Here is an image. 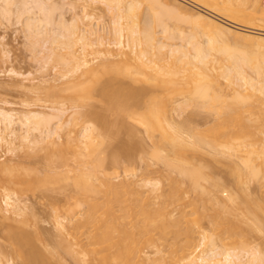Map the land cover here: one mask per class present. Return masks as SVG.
I'll return each instance as SVG.
<instances>
[{
  "label": "bare ground",
  "instance_id": "obj_1",
  "mask_svg": "<svg viewBox=\"0 0 264 264\" xmlns=\"http://www.w3.org/2000/svg\"><path fill=\"white\" fill-rule=\"evenodd\" d=\"M0 1H2L5 4V7H2L3 8L2 10L5 13V15L7 14V18H8V14L9 15L13 14L11 12L12 9H14L15 7L12 8V6L18 7L17 8L18 10L16 12H18V14L21 13V16L23 15L22 13L25 12L26 14L32 13L28 15L29 16V18H27L28 21L25 20L21 21V22L25 21L26 23L25 24L26 28L24 27L23 29H26V32L29 33L27 35V38L29 36L28 39L29 41L32 42L31 45L33 44L32 46L34 47L36 44H39V42L41 41L40 38L44 37L43 39L46 41L45 42L42 39L44 50L43 49H42L43 51L41 49L39 50L42 53L45 51L44 53H46L45 54L46 56L40 53L42 55L41 57L43 56L46 57V60L43 61H46L47 63V61L49 60L48 64H50V62L52 61H55L57 64L60 65L59 67L62 66L61 70L64 71L62 74V78L64 77L63 79L67 80V77L71 75L73 77V80L75 78L77 79L76 81H78V79L80 80V78L82 77L86 78V81L87 80L90 81L88 83V86L85 88L82 87V85L79 86V84L77 86L78 88L76 89L74 86L73 87V90L75 89L74 91L70 89L71 86H67L66 83L68 91L70 89V91H73V95H75L74 97L71 98L75 99L76 100L75 102H77L78 104L81 103L78 102L79 100L84 99V97L87 95L91 96L97 90L102 92L104 97L105 96L106 98L108 97L107 99L110 100V101L108 100L109 104H111L110 102H112V104L115 103L114 100L117 99L118 97L119 98L117 100L121 102V100L123 99V98L121 99V96L124 97V95L128 93L127 91H129V89H131V91H129L128 96L130 95H132L130 97L134 96L133 98L130 99H134V100L136 99L137 101H139L140 97H144L146 95H148L149 99L150 98L151 100L153 99L154 101L153 100L152 101L154 102L153 105L155 107L153 108L154 111L152 113H151V109L150 112L148 109L149 112V114H147L148 119L147 117L145 118L146 120L144 119L146 114L144 116L138 115L139 117L141 116L140 118H142V120H145V122H149L148 124L146 123L147 125L145 126V122H143L140 118H138V122H140V125L145 126L143 127L145 129V133L149 134L150 132L151 137L150 135L149 137L147 135L149 141L151 140L150 138H153L154 141L157 139L156 140L157 142L151 140L153 141L151 143L150 141V143L153 144L152 146L153 148L151 149L150 152L147 151L146 155H148L149 157L148 156H145L146 158L143 157V161L144 158L145 160L146 159L150 160L151 158V161L146 160L147 163L152 162L151 164L149 163L147 167L149 165H153V163L154 164L157 163V165L158 164L164 165L162 167L168 168L169 171L173 172V175L176 179H178L177 177H179L180 175L179 179L183 178V180H181L182 182H180V180H178L180 183L177 180H174V182H172L170 178L173 177L172 173L170 174L169 171H167V169L164 168L168 172L167 173L162 168L165 171V174L163 175L164 179L166 178L165 176H169L168 178H170V181L166 180L167 183L165 182V184L169 183L168 185L171 186L172 188L174 185L172 186L171 184L174 183L176 185V183L178 182L180 186L182 185L185 186V189L184 187L182 189L185 190L183 192L185 193L189 192L190 194L192 193L191 195L193 196L195 193L196 198H194V200L197 199V202L200 205L205 203V207H207L206 203L211 204V205L208 204V209L203 208L204 204L199 208V204L196 201L193 202L194 200L192 198H189L191 197L189 193H188L189 197L186 196L188 199L186 198L184 199L185 193L182 195L183 192H181L182 200L191 199V201L193 202V203L188 202L190 204L189 206L188 204H184L189 207V210L188 209L185 210V208L183 210L184 207L183 203L185 202H183L178 195L179 194L178 192L182 190L180 189V191H178L179 187L175 186L177 190L174 189L175 187L173 189L176 190V192L173 189H167V191L170 190V193L168 191L169 194L168 193L165 194V192H163L164 188L161 187L163 186L162 182L164 181L157 179V177L155 179H157L158 182L156 180L152 181V179L150 178L147 179L151 181H148L147 179L146 181L145 178H143V180L141 179L142 181L141 180L140 181L143 184L142 187L139 179L137 181L138 176L137 174L135 175V173H133L132 175L133 179L131 181H129V178L125 176L128 178V180L127 178L126 179L120 178L122 180L121 181L119 180V183H115V182L113 183L115 177L113 178L112 175H115L116 173L110 174V177L113 178V181H111V178H109V176L105 174L106 172V169L104 168V166H106L104 164L105 161L102 162L98 160L99 161L98 162L95 159V156L97 155L95 149L97 147L99 149V146L96 145L97 143H94L95 140H97V138L95 137L96 138L95 139L91 135L95 134V132L93 133V131H96V128L95 130H93L95 126L93 127L92 125L91 126L88 125L86 128L84 127L85 129L83 131L84 134L83 141L72 139L73 137L71 138L72 139L71 140L68 136L69 139H67V144L71 141V144H69L68 146H71L72 150L74 148L75 154H78V156L81 157L82 160L83 159L84 160L83 161L81 160L80 163L77 162L80 165L76 164L79 170L78 174L74 173L70 166L68 167V169L71 168L69 172L71 170H72L71 174L73 172L74 177H71L72 178L71 181L73 182L72 185H70L71 187L68 185L69 183L67 184V186H69V189H66L68 187L65 186L68 181L67 180L68 178L65 179L67 181L66 183H64L65 185H63L66 187L65 188L66 191L70 190V193H71V189H74V191L73 190L72 191L75 194L72 193L71 196L74 195L75 201L77 200L76 206L78 208L80 207L82 208L83 204L84 207L86 206V211H85L86 214L85 216L83 215L84 221L82 222L83 223L82 227L84 228V232H85L84 234H86V236L83 239L82 235H80L78 236L79 237L78 239L77 235L74 233L76 230H73V232L69 231L71 227L69 228V230H67L69 226H67L68 224L66 225L65 222L66 223L72 222L71 220L72 218L69 215L72 214L71 211L73 212L75 210V209L74 210L69 209L72 208L70 206L68 208V211L66 210L64 216L62 214V216L59 217L57 214L58 217L55 216L57 220L54 218L55 224L57 225L58 229L62 232H66L67 230V232L64 234L67 233L68 234L66 238L63 237L64 239L62 241L60 242L57 241L59 243H57L55 247H53V249L52 248L49 249L50 246L49 247L46 246L45 249L43 250L37 249L36 248L37 246L35 247L33 242H35L38 238L40 239V235L41 236L44 235L41 234L42 232L39 233L40 230L39 232L35 231L33 233L27 232L26 231L27 228L25 229V231L22 228L18 231L10 230L8 232L9 243H11L13 252L17 256V258L22 262V264H61L60 255L62 254L69 255V257L71 258L73 257L74 261H76L78 264H158V263L166 264V262L167 264L168 263L174 264L173 260L180 258L182 260H177L176 261L177 264L180 263L181 261L182 264H184L185 261L186 264H264V253L262 249H260L261 247L259 248V246H255V247L246 248L245 243L249 240L244 242V239L242 238L243 241H241L242 239H238L241 236L238 237V234L235 235V233H239L244 237L243 234L247 231V234L249 233L250 236L247 237V239L249 238L251 240L252 234L250 235V233H252V231L254 232L255 230L259 231L257 232V234L259 233L258 235H260V233L264 234V193L260 198H256L258 196L257 195H255V197L254 195L252 196L254 191L252 192L251 191L252 186L250 187V184L253 182L251 185L260 184V187L264 188V11L263 9H261L260 0H189L191 3H193L192 7H187L183 5L180 2V0H76L75 2L77 3L75 2L74 3L75 4L80 3L84 8L91 6L90 3L92 4L101 3L102 5L104 4V6H106L109 13H111L112 16L114 17V20L112 22L113 31H111L113 32L111 33L113 34V40L111 37V40L113 42L111 41L109 42V40L108 42H106L107 41L105 39L106 33H104L105 35H102L100 31L97 30V28L95 29L94 27H90V29L88 28L89 30H87L86 28L85 29L82 28V24L80 27L79 24H77L76 22L77 20H75L74 18H72L74 22L71 23L69 21L66 22L64 18H61L63 16H61L60 17L61 19L59 20L57 19L58 22L54 23L56 22V20L54 21L53 20L54 18L51 17V12L53 13V11L58 10L59 7L57 8L56 7L57 5L54 7V5L52 4L53 5L52 7L51 4H49L52 7L51 8L50 6L48 7L47 6L48 4H45V1L43 0H31L32 2H34V4H36V8L38 9L39 16L37 17V15L32 16L33 11L31 8L25 9V7H27L28 4L26 3L25 5L24 0H0ZM28 1L29 0H27V2ZM49 1L50 0H47L46 2ZM195 6L196 7L200 6L201 8H204L205 11L201 10L202 11L201 12L193 9V7ZM143 7L146 8V11L148 10L147 12L149 14H147L148 20L147 18L145 21L143 20L144 25L141 26V22H138L139 20H137V18L138 19L141 18L139 16L141 15L139 12H143L142 11ZM54 8L57 9L54 10ZM16 17H18V15ZM86 17L89 16L87 15ZM218 17L222 18L224 21L222 19H219ZM19 18L22 19L23 17L19 16ZM77 18L78 17H76V19ZM165 19H168V22L170 19L173 20L177 19V21L179 20V23L181 24H183L182 22H184L187 23L188 26L190 25L191 28L187 27L191 29L190 32L187 33L182 31L185 34L180 33L181 37L180 36L178 37V39L181 38L180 39L181 44L180 43L175 44L173 38H172L173 42L170 37L167 38V35L168 33H170L171 30L170 27H167L169 25H167V20ZM53 25L58 27L56 29L58 31L55 32L53 30L51 31L52 29L51 26ZM49 26L51 27V29H48L50 28ZM156 27L163 29L161 34L164 35L163 38H166V41L160 38L159 36L160 33L157 36L156 34L157 32H155ZM168 30L170 31L168 32ZM50 31L54 32V34L50 33ZM171 32L173 35L174 34L173 31ZM177 34L175 37H177ZM38 39L39 42L37 43ZM57 43H59L58 45L60 46V48L57 45ZM54 44L56 46H53ZM78 45H80L79 47L81 48V53L79 54H77V52L76 53L73 52L76 51L74 50V48ZM52 46L56 48L58 47L60 51H62L61 50L62 48L68 50V52L65 50L67 52L65 54H67L69 58L67 56L64 57L65 55L62 54L65 51L59 53L58 51H56L58 50V48L55 50V48H53ZM103 56L105 57L108 56L109 59L111 58L112 59L115 58V59L113 61ZM90 57L93 58L91 59ZM116 57H118L119 62H123L122 58L125 59L126 57L127 60L124 61L125 62L128 61L129 63L132 62L134 65L132 66L131 63L130 67L135 68L134 69L135 72L134 73L131 72L133 71V69L127 70L128 69L127 67H129V63L128 66L125 67L127 69L122 68L121 67L122 64L120 66L118 65L119 68H117V64H115L116 63L115 61L117 60ZM125 64L127 65V63ZM106 74L109 77L110 75L114 77L116 76V79H119L118 78L119 76L120 78L124 77V79L131 78L130 80H133L134 83L138 82L139 81L138 79H140L139 77L142 78L143 76L145 78L142 80L143 81L145 80L147 85L145 83L143 84H145L147 87L134 88L133 86L134 84L131 81L133 85H130L131 83L127 85L130 87L133 86V89L127 88L128 89L127 90L126 87L128 86H126V83L124 84L123 82L124 86H121L123 85L121 79H119L118 81L113 78H110L107 81L101 80V76L105 75L106 77ZM133 75L137 78H134ZM125 80L128 81V79ZM81 82H83V80H81ZM115 84H117L118 86L117 85H116L117 87L114 86ZM34 86L35 85L31 87ZM113 86H114L113 88L114 90L111 88ZM109 88L112 90H110ZM122 92L124 95L122 94ZM156 93L158 95H155ZM92 97L93 95L91 96V98ZM176 97H182L180 99L181 101L179 100L174 101V98ZM72 99L71 101L70 100L69 101L73 103ZM88 99L90 100L89 97ZM84 100L87 101L86 97ZM136 100L135 102H137ZM151 100L150 101L148 100V102L153 103ZM193 101L211 102L212 105L210 104L209 106L210 108L212 107L213 110L212 108L211 109L209 108L208 106L209 103L203 105L201 102L202 108H205V110L210 109L213 112V114L211 113V111H210L211 114L209 113L210 116L212 115V118L209 117L208 119L207 117L208 119L207 123L211 125L210 128H206V130H208L209 133H206L204 130L203 131L205 133L202 132V130L200 132V128L198 130L196 126H195L196 130H195V128L193 127L195 123L190 122L193 121L192 119H194L193 117L191 118V115L190 116L188 115L189 117L186 118L184 123L181 121H180L181 123H179L175 120L174 117L176 116V114L179 113L180 110H182V108L187 109L188 111L189 108L195 106V102L193 104ZM139 102L137 103L140 106L141 105L140 103H142L143 100L142 102L140 103ZM127 104L125 103L123 106L124 107L125 105L128 106ZM77 105L75 108H77ZM196 105L198 106L199 104L196 102ZM145 107L148 108V106ZM170 108L172 110L171 112L169 111ZM124 109L125 108H123L122 111H125L127 108L125 110ZM56 111L59 110L55 109V112ZM187 111L182 110V112L184 113H186ZM168 112L170 113V116ZM56 113L58 117L60 116L59 115L60 113L61 115L62 113L64 115V112L62 110ZM20 114L22 113L16 115L15 113L13 114V112H11L10 110L6 111L3 110V108L0 109V147L1 145L11 146L16 140H21L24 147L30 144H34L37 141L36 139L37 137L33 138L34 136H32V134L35 132L39 134L41 132L43 134L42 137L39 136L41 138V139L39 138L40 140L42 139H44L45 141L50 140L56 133H58L57 130L60 131L59 129H61V128L58 129V126L55 127L53 125L54 124L52 122L54 121L53 115L49 114L50 116H53V120H52L48 115L47 117L41 113H36L32 111L22 115ZM73 114L75 113L73 112ZM134 114H136V112ZM150 114L153 115L151 119L154 118V120L152 119L153 121L150 119L152 122L149 121V117L151 116ZM172 114H175V116L174 117L171 116ZM76 115L79 116L78 117V121H79L81 117L92 118L91 115L93 114L87 113V111L86 113H84V111L83 112L80 111ZM57 116L55 118H58ZM84 120L87 119L85 118ZM84 120H81L79 122L82 123V121L84 122ZM208 121H211V123H214V125H212ZM18 123L19 126H22V128L24 127L25 129V132L22 134L18 133L19 129L18 130L16 129L17 128L16 125H18ZM92 123H94V121ZM199 125L201 126V124ZM199 125L197 124V127H200ZM53 126L55 127V129H53ZM202 133L204 135H202ZM154 134H156L159 137L154 136ZM59 139L61 138L59 137ZM98 139H100V137H98ZM100 142L99 144L101 147L103 145H101ZM61 144L64 145L63 143ZM54 145L56 146L57 144L52 141L51 146L54 147L55 149L57 148L56 151L60 150L59 149L60 147H63L62 145L61 146L57 145L56 147ZM142 145H141L142 147L141 150L144 148ZM68 146L67 149H70L68 148ZM54 148H51L53 150L52 152H55ZM204 148H206V150ZM144 150L146 151V149H143L141 153L145 154L146 152ZM24 152L28 153V151H24ZM201 152L205 157L209 156L211 158L212 156L214 160L213 159L210 160L208 158L209 162L215 161L218 163L219 167L221 168L223 167V165H226L224 166V168H222V170H225L227 168L225 170L226 173L229 170L230 174L228 173L227 174L230 175L232 178L230 182L232 181V184L235 185L236 194L235 193L232 194L231 192H228L229 189L227 190V184L222 182V180L220 179L217 180V178L215 177L216 174L214 175V172L217 169L216 167H214L216 168L215 170L212 169V171H214L213 173L212 171L210 172V174L209 172H207L209 171L212 162H210L211 163L210 165L207 163L210 167L204 164L203 162H201L202 159L201 157L202 154H200ZM194 153L200 154L199 157L201 158L199 159L198 157L200 161L198 160L196 161L197 158L194 157L192 158L189 155V154L194 155ZM205 153L207 156L205 155ZM29 154L31 153L29 152L28 156ZM199 154H196L194 156L197 157ZM55 155L58 158V155L57 154ZM61 157L63 156L61 155ZM79 157L78 159H80ZM192 159L196 161L195 165ZM116 160L115 161L113 160L114 163L111 165H114L113 168L115 167L118 170L120 169V167L118 166L121 163H119L120 161L119 159H118L119 161ZM126 160L128 161V159ZM10 161L12 162L13 159H11ZM10 161L8 162L11 163ZM54 161L55 158L53 159V162ZM67 161L68 160H66V162ZM8 162L6 163V165L5 163H3V165L0 164V173H1L0 175L3 176L2 174L4 173L6 176L7 175L9 176L8 179L11 177L12 181H9V183H13V185L16 184L17 186L18 185L21 186V184L25 185L24 183H27L28 184L27 187L30 188L31 185V189H32L33 185L32 184L29 185V183H31L32 181H28L31 180L30 178H32L33 181H36L37 185L38 182L39 185H41L40 183L42 182L41 180H44L43 178L41 179L39 178V176L37 175L38 173L29 174L31 172L29 173L25 172L23 168V171L20 172L25 173V179H28L27 177L30 178L26 180L27 182L23 181L22 179L24 176L23 173H21L20 176L18 172L16 177L19 175V177L21 178L18 179H22L23 182L17 181L16 180L17 178L12 177L14 175L13 172L10 174V170L13 171L16 167L12 164H9ZM53 162L50 163H52L53 165L55 164ZM133 162L134 161H132L131 164H133ZM188 162L191 163L189 164L190 166L188 165ZM63 164L64 162L61 163L62 167ZM85 164H89V165H85ZM131 164L129 163L130 166H132ZM199 164L201 165L204 164L202 165V167L206 166L205 167L206 169L204 168L206 173L204 172V169L199 166ZM58 165L59 164H57V167ZM191 165L192 166L194 165L195 167L194 166L191 167ZM207 166L209 169L207 168ZM89 167H91L92 170ZM93 167L94 168L97 167V169L95 168L97 172L100 167V169L102 170L101 175L103 173V170H105L104 174L106 176L104 175V180H103V176H101L102 178L99 176L100 173H97L95 172V170H93ZM101 167L104 169H102ZM53 169L54 168H52L51 171H54ZM7 172L10 175L6 174ZM65 172L68 171L66 170ZM27 173L29 174V176L28 175L26 176ZM56 173H57V169H56ZM174 173H177V177L176 174ZM211 173L214 175L213 177L216 179L211 177L212 176ZM58 174H60V172ZM5 175L4 178H7L5 177ZM30 175L31 176L33 175L34 178L33 176L31 177ZM98 177L102 179L101 183L99 181L100 185L96 183V181L99 180ZM116 177L119 179V175H117ZM1 178L2 177H0V179ZM4 178H2L1 180L2 182L5 180ZM133 180L136 181L134 182ZM45 181L46 180H44V182ZM5 182L6 181H4V183ZM4 183L2 187L4 186ZM139 184L140 186L137 188ZM143 186L147 188V189L145 188V190L149 192L148 195L149 194L151 195V193L153 194L155 193L154 194L155 196L158 195L159 198H164L161 200V204L158 202L160 205L159 204L157 205V201H159V199L158 200L155 199L156 197L154 195L153 198L156 204L153 201V199H151L152 195L150 196V198H148L147 196V199L144 197L145 195L144 193H147V191L141 193V191H145ZM186 186L188 190L186 189ZM34 187H35V182H34ZM14 189L17 190L18 188L17 189L14 188ZM23 189L27 190V188H23ZM7 190L8 193L4 194L5 196L3 201L6 210L4 208L3 210H5V212L10 214V216L6 218H10L11 216H14V218H16L17 216L20 219L23 218V221L26 222L28 218L30 219V217L28 216L32 215L31 213H28L29 211L28 207L24 203H22L23 200L17 199L19 198V196L15 197V195H17L16 194L17 191L16 193L14 192L15 193L14 194V193H10L9 189ZM21 190L19 188V191ZM138 190L142 195H140ZM164 190H166V187ZM28 191H30V189H28ZM22 192L23 191H21V193ZM137 194L138 196H140L139 197L140 199L146 200L145 203L144 202L142 203V201L138 200ZM223 195H225L226 197H223ZM141 196H143V198ZM177 198H179V200L183 202V203L180 202L182 205H178V207L182 206L181 207L182 210L177 209V204L179 202ZM148 199L153 201V205H151L152 203ZM72 200L74 201L73 197ZM173 201H177V204L176 203L174 204ZM172 203L174 206L176 205L175 213L173 210L174 206L170 205ZM154 204L155 207H153ZM76 206L75 208H77ZM169 206H171L172 209L169 210V208H171ZM209 206L212 208H209ZM251 206H253V208H251ZM209 210L211 212H209ZM206 218L210 219L211 223L214 224V225L210 224L209 226L212 233L209 232L210 230L206 228L209 234H207V232L203 230L202 227L204 226V224L201 227V223H200L202 219H206ZM251 219H253L254 222H252ZM25 222L23 223L25 224ZM248 222L249 223L252 222L251 227L248 226L250 225ZM241 223L244 225L243 228L244 232H242V234L241 232H239L242 229L235 232L236 228L238 229ZM24 224L22 225L23 227ZM198 224H200V227L197 228ZM246 226L250 228L248 230L251 232L245 230ZM215 227H216L215 230H217L218 232L214 230ZM75 229H77L78 231L77 227H75ZM81 234H83V231L81 232ZM222 234L225 235L227 234V235L226 237L223 235L224 238L217 237L220 240L215 237L220 235L222 236ZM61 235H63V233ZM254 235H256V232L254 233ZM156 236H158L157 239L159 241L162 240L159 243L160 247L158 244H156L159 242L156 240L155 238ZM234 237H238V238L235 239ZM80 238H82V241L80 240ZM168 238H171L169 242V246L167 245L169 241ZM233 238L236 241H240V243L235 241L237 245L239 244L238 249L240 248V245L242 247L243 243L241 242H244L242 249L244 248L245 245L246 250H243L242 252V250L240 251L236 249L237 247L235 248V246L233 249L232 247ZM226 240L227 241L230 240L232 241V243L229 242L228 244H225L226 247L222 246L221 248L223 249H220L218 245L221 246L222 244L225 243ZM163 241L165 242V245H163ZM217 241H220L219 243H221L222 241V244L216 243ZM259 241L262 242L261 239ZM248 243H246L247 246L249 245ZM170 244L172 245L173 249L171 248L169 252L172 251L173 255L175 254L176 256L179 254L178 256H180V258H176V256H173L171 257L172 260L170 259V262H168L169 261L168 259H165L168 261L161 260L160 257L164 259V256H160L161 252L163 254V251H165L164 253L168 254L169 253L168 250L171 247ZM143 245H145V247ZM146 245H148V248L146 247ZM142 246L143 248H147V249L151 248L152 246H155V248L152 247L153 250L152 248L148 250L149 254L147 255H150V258L151 257L153 258L152 260H148L150 262H147V259L150 258L149 256L148 258H146L147 257L145 256L146 253H144L143 256ZM161 246L164 247L165 250L164 249L163 251L159 250L160 257L159 256L156 257V255L159 254V252L156 253V251H158V249H161ZM166 247H169V249L168 248L166 249ZM150 250H152L153 252L151 251L152 252L151 253ZM154 251L156 254H153ZM198 252L200 255H197ZM172 253L170 254L172 255ZM154 255L157 260L156 259L154 260L155 258ZM168 256L169 255H167V257ZM159 261L161 262L163 261V262L160 263ZM171 261L173 263H171ZM0 264H2L1 261Z\"/></svg>",
  "mask_w": 264,
  "mask_h": 264
},
{
  "label": "rangeland",
  "instance_id": "obj_2",
  "mask_svg": "<svg viewBox=\"0 0 264 264\" xmlns=\"http://www.w3.org/2000/svg\"><path fill=\"white\" fill-rule=\"evenodd\" d=\"M25 1V5H26V3L28 4L27 5V7H25V9H29V8H31L32 9V11H33V15L32 16H36L37 15V17L39 16V14H38V9L36 8V4H34V2H32L31 0H29L28 2H27V0H24ZM43 1H45V4H48L47 6L49 7L50 5L49 4H51V6L53 7V5H54V7L56 6L57 8H58V10H55V9H57V8H54V10L55 11H53V13L51 12V17H53L54 19V21L56 20V22H54V23H57L58 22V20L59 19H61V18H64L65 19V21L67 22V21H69V22H74V20L72 19V18H74L75 20H77L76 22H77V24H79V26L81 27V24H82V28H86L87 30H89L90 29V27H94L95 29L97 28V30H99L100 31V33L102 34V35H105L104 33H106V35H105V39L107 40H105L106 42H108V40H109V42L111 41V42H113L112 40H113V34H111V33H113V32H111V31H113L112 29H113V25H112V22H113V20H114V17L112 16V14L111 13H109V11L107 10V8H106V6H104V4L102 5L101 3H98V4H92V3H90V5L91 6H89V7H87V8H84L80 3H78V4H75V3H77V2H75L76 0H69V2H68V0H50L49 2H46L47 0H43ZM65 1V2H64ZM75 2V3H74ZM180 2L183 4V5H185V6H187V7H192V5H193V3H191L189 0H180ZM2 1H0V109H2L3 108V110H6V111H8V110H10L11 112H13V114L15 113L16 115H19V113H22V114H25V113H29V112H36V113H41V114H43L44 116H50V115H53L54 116V121H52L54 124V126L55 127H57L58 126V129L59 128H61V129H59L60 131H58L57 130V132L58 133H56L50 140H44V139H42V140H40L41 138L40 137H42L43 136V134L40 132V134L39 133H33L32 134V136H34L33 138H36L37 139V141L34 143V144H30V145H27V146H29V147H27V146H25L24 147V145H23V143L21 142V140H16L14 143H13V145H11V146H3V145H1V147H0V164L1 165H3V163H5V165H6V163L8 162V161H10L11 159H13V161L11 162V163H9V164H12V165H14L13 167L15 168L13 171H11L10 170V174L13 172V176L12 177H15V178H17L16 180L17 181H22V179H23V181H26V180H28L30 177H27L28 179H25V173L24 172H20V171H23V168H24V171L25 172H31V173H29V174H34V173H38L37 175L39 176V178L41 179V178H43L44 180H46L45 182H44V180H41L42 182H40L41 183V185H39V182H38V185H39V187H38V185H37V183H36V181H33V179L32 178H30L31 180H28V181H32L31 183H29V185L30 184H32L33 185V188L31 189V185H30V188L29 187H27L28 186V184L27 183H24L25 185H22L21 184V186H24V187H21L20 185H16V184H14L15 185V187H14V185H13V183H9V181H12V178L10 177L9 179H8V175L6 176L4 173L2 174L3 176H1L0 175V177H2V178H4V175H5V177H7V178H4L3 180L4 181H6L5 183H4V181L2 182L1 180H2V178L0 179V182H1V184H0V261L2 262V264H8V263H10V264H22V262L17 258V256L15 255V253L13 252V248L11 247V243H9V231L10 230H14V231H18V230H20L21 228L25 231V229H26V231L27 232H30V233H33V232H35V231H38L39 232V230H40V232L39 233H41V234H44L43 236H41L40 235V239L38 238L35 242H33V244L35 245V247L37 248V249H45V247L46 246H50L49 247V249H53V247H55V245L57 244V243H59L60 241H62L64 238H66V236H67V234H64V233H66L67 232V230H69V228H70V230L69 231H72L73 232V230H76L74 233L77 235V237L78 236H80V235H82V238L84 239V237L86 236V234H84L85 232H84V228L82 227V225H83V221H84V217H83V215L85 216V214H86V206L84 207V204L82 205V208L80 209V208H78L77 206H76V202H77V200L75 201V197H74V195L73 196H71V194L73 193V191H74V189H71V193H70V190H68V191H66V189H69V186L70 185H72V182L73 181H71V177H74V175H73V172L74 173H76V174H78V166L76 165V164H78L77 162H81V157H79L78 156V154H75V152H74V148H73V150H72V148H71V146H68L69 144H71V141L67 144V139H71L72 137V139H75V140H79V141H83V131H84V129L89 125V126H95L94 128H93V130H95V128H96V131H93V133L95 132V134H92L91 136L92 137H96L97 138V140H95V142L94 143H97L96 145L97 146H99V149H98V147L95 149L96 150V152H97V155L95 156V159L98 161H105V165L106 166H104V168L106 169V172H105V170H103V173H102V175H101V172H102V170L100 169V167H99V169H98V172L95 170V168L97 169V167H93V170H95V172H97V173H100L99 174V176L101 177V176H103V180H104V175L105 174H107L108 176H109V178H111L110 177V174H115V175H112V177L114 178L115 177V179H114V181H113V178H111V181H113V183L115 182V183H119V180L121 181L122 179H126L127 177L129 178V181H131L132 179H133V177H132V175H133V173H135V175L137 174V176H138V178H137V181H138V179H139V181L142 179L143 180V178H145V180L148 178H150V179H152V181L154 180H156L157 181V179H160L161 181H164V182H162V185L163 186H161L162 188H164L165 189V187H166V190H164L163 189V192H165V194L166 193H168V191H169V193H170V190H168L167 191V189H173L175 186H178L179 187V190L178 191H180V189L182 190L183 189V187H184V189H185V186L184 185H182V183H181V185L182 186H180V182H182L181 180H183V178L182 179H179V177H180V175H179V177H177V173H174V174H176V177L178 178V179H176L175 177H174V175H173V172H171V171H169L168 170V168H165V167H162V166H164V165H161V164H158L157 165V163L156 164H154L153 163V165H149L148 167H147V165L150 163H152V162H149V163H147V161L146 160H148V159H146L145 160V156H148V155H146L147 154V151H151V149L153 148L152 146H153V144H151L154 140H153V138H150L151 140H153V141H151V143H150V141H149V139H148V137H149V135H150V132H149V134H146L145 133V129L143 128V127H145L149 122H145V118L148 116L147 114H149V112H150V109H151V113L154 111V100L152 101L151 100V98L149 99L148 98V95H146L147 96V98H146V96H144V97H140L139 98V101L140 102H142V100H143V102L142 103H140L139 101H137L136 99V101L137 102H139L141 105L139 106V104L137 103V102H135V100L134 99H130V98H133V97H130V96H132V95H130V96H128V93H129V91H131V89H129V91H127L126 93L127 94H123V92H122V94L124 95V97L123 96H121V99L123 98V99H125V100H121V102L119 101V100H117V99H115L114 100V102L115 103H113L112 104V102H110L111 104H109V102H108V100L109 99H107L106 98V96L104 97V95L102 94V92H100V91H95L92 95H93V97L91 98V96H89V95H87V96H85L86 97V99H87V101H85L84 99H85V97H84V99H81V100H79L78 102L80 103V104H78L77 102H75L76 100L75 99H72L71 97H74L75 95H73V91L76 89V88H78L77 86H78V84H79V86L80 85H82V87H87L88 86V83L90 82V81H86V78H84V77H82V78H80V80L78 79V81H80V82H78V81H76L77 79L75 78L74 80H73V77L71 76V75H69L68 77H67V80L66 79H63L62 78V74H63V70H61L62 68V66L61 67H59L60 65L59 64H57L55 61H52V62H50V64H48L49 62V60L47 61V63H46V61H43V60H46V57H41L42 55H45L46 53H42L39 49H43L44 47H43V41H45L43 38L44 37H42V38H40V40L42 41V39H43V41L40 43L39 42V39L37 40V43L39 42V44H36L34 47L31 45V41H29V36H28V38H27V35L29 34V33H27L26 32V29H23L24 27H25V21H28L27 20V18H29V16L28 15H30V14H32V13H28V14H26V12L25 13H22L23 15L21 16V13H20V11H19V13L20 14H18V12H16L18 9V7H16V6H12V8H14V9H12V8H10V9H12V12L11 13H13V14H8V18H7V14L5 15V13L3 12V8L2 7H5V4L3 3ZM70 3V4H69ZM53 4V5H52ZM61 4V5H60ZM101 4V5H100ZM70 5V6H69ZM73 5V6H72ZM76 5V6H75ZM260 5H261V9H263V11H264V0H260ZM29 6V7H28ZM50 6V7H51ZM75 6V7H74ZM11 7V6H10ZM51 7V8H52ZM69 7H71V8H69ZM62 8V9H61ZM74 8V9H73ZM89 8V9H88ZM19 9H20V7H19ZM85 9V10H84ZM105 9V10H104ZM143 10V12H139L141 15H139L141 18H137V20H139L138 22H141V26H143L144 24V22H143V20L145 21L146 20V18H147V14H149L147 11H146V8L145 7H143L142 8ZM193 9H195V10H197V11H205L204 10V8H201L200 6H195V7H193ZM74 10V11H73ZM31 11V10H30ZM146 11V12H145ZM201 11V12H202ZM207 11V10H206ZM23 12H24V10H23ZM143 14V15H142ZM13 15V16H12ZM18 15V17H16ZM89 16V17H86V16ZM9 16H10V18H9ZM19 16L20 17H23L22 19L21 18H19ZM31 16V17H32ZM61 16H63V17H61ZM149 16V15H148ZM61 17V18H60ZM76 17H78L77 19H76ZM6 18V19H5ZM219 18V17H218ZM19 19H21V20H19ZM58 19V20H57ZM84 22H82L81 20ZM219 19H222V18H219ZM20 21V23H19V21ZM22 20H25L24 22H21ZM79 20H80V23H79ZM141 20V21H140ZM147 20H148V18H147ZM165 20H167V25H169V26H167V27H170V30L171 31H173V35H172V32L170 31V30H168V32L170 31V33H168V35H167V38L168 37H170L171 38V40H172V42H173V39H174V43L175 44H181V38H179L178 39V37L180 36L181 37V35H180V33H183V32H190V25L188 26V24L187 23H184V22H182L183 24H181V23H179V20L177 21V19H170L169 20V22H168V19H165ZM223 20V19H222ZM224 21V20H223ZM68 22V23H69ZM226 22V21H225ZM23 23V24H22ZM177 24V25H176ZM179 24V25H178ZM90 25V26H89ZM54 26V25H53ZM51 26L52 27V29H51V27L50 28H48V29H51V31L53 30L54 32L55 31H58V30H56L58 27H56V26ZM182 26V27H181ZM178 27H179V30H178ZM187 27H190V28H187ZM26 28V27H25ZM89 28V29H88ZM156 29V31L155 32H157L156 34H157V36H158V34H159V36H160V38H162V40L164 39L165 41H166V38H163V34H161V32H162V28H158V27H156L155 28ZM154 29V30H155ZM181 30V31H180ZM185 30V31H184ZM50 31V33H53L54 34V32H51ZM103 31V32H102ZM177 31V32H176ZM183 31V32H182ZM177 33H179V34H177ZM186 33V34H187ZM26 34V35H25ZM111 34V35H110ZM176 34H177V37H175L176 36ZM183 34H185V33H183ZM109 35V36H108ZM170 35V36H169ZM173 36V37H172ZM111 37H112V40H111ZM46 38V37H45ZM108 38V39H107ZM173 38V39H172ZM27 40H28V42H27ZM30 40H31V38H30ZM47 40V39H46ZM176 40V41H175ZM32 41H34V40H32ZM46 42V41H45ZM45 42H44V44H45ZM35 43H36V40H35ZM59 43H57V45H58ZM39 45V46H38ZM45 46V45H44ZM53 46H56L55 44L53 45ZM52 46V47H53ZM59 46V45H58ZM80 45H78V46H76L75 48H74V50H76V51H73V52H77V54H79V53H81V48L79 47ZM38 47V48H37ZM42 47V48H41ZM35 48H37V49H35ZM53 48H55V50L58 48H56V47H53ZM59 48H60V46H59ZM59 48H58V50H56V51H58L59 53L61 52L62 53V51L64 52L66 49H61L62 51H60L59 50ZM34 49V50H33ZM110 49H113V48H110ZM44 50V49H43ZM42 50V51H43ZM78 50V51H77ZM67 52H68V50H66ZM64 52V53H62L63 55H65L64 57H66L67 56V54H65V53H67V52ZM42 55H41V54ZM35 56V57H34ZM46 56V55H45ZM108 56H111V55H108ZM108 56H103V57H105V58H107V59H109L108 58ZM68 57V56H67ZM103 57H102V59H103ZM112 57H115V56H112ZM121 57V56H120ZM36 58V59H35ZM69 58V57H68ZM91 59L93 58V57H90ZM111 58V57H110ZM117 58V60L115 61L116 63L115 64H117V68H119V66L121 65V67L122 68H125L126 66H128V61H124V60H127L126 59V57H125V59L124 58H122V61L123 62H119V60H118V57H116ZM115 59V58H114ZM114 59H109V60H113L114 61ZM121 59V58H120ZM39 60H40V63H39ZM118 61V62H117ZM44 62V63H43ZM127 63V65L125 64V63ZM45 63H46V65H45ZM132 63V62H131ZM131 63H129V67H130V64ZM55 64V65H54ZM48 65H49V67H48ZM119 65V66H118ZM124 65V66H123ZM134 64L132 63V66H133ZM58 66V67H57ZM116 66V65H115ZM115 66H113V67H115ZM41 67H43V68H41ZM45 67H47V68H45ZM129 67H127V68H125V69H127V70H130V69H133V71H131V72H135V68H129ZM45 68V69H44ZM60 68V69H59ZM42 69H44V70H42ZM46 70V71H45ZM57 72V73H56ZM59 74V75H58ZM111 74V73H110ZM60 75H61V77H60ZM113 75V74H112ZM135 75V74H134ZM133 75V76H134ZM132 76V75H131ZM137 76V75H136ZM140 76V75H139ZM71 78V80H70V78ZM103 77V78H102ZM110 78H113V79H116V76L114 77V76H111L110 75V77L109 76H107V74H106V77H105V75H103V76H101V80H103V81H107L108 79H110ZM119 79H121L122 81V84H123V82H124V84L126 83V86H128L130 83H131V81L133 82V80H130L129 78H125V79H128V81L127 80H125L124 79V77H121L120 78V76L118 77ZM123 78V79H122ZM134 78H137V77H135L134 76ZM140 79H138L139 81L138 82H136V83H134L133 82V84L131 83L130 85H133L134 86V88L135 87H137V88H146L147 86V83H146V81L144 80H142V79H144L145 77H143L142 76V78L141 77H139ZM26 79V80H25ZM69 79V80H68ZM119 79H116L117 81L119 80ZM133 79V78H132ZM32 82H31V81ZM81 80H83V82H81ZM74 81H76V82H74ZM130 81V82H129ZM69 82V83H68ZM55 83V84H54ZM66 83H67V86H71V88L70 89H72L73 90V87L75 86V89L73 90V91H70V89H69V91H68V88H67V86H66ZM71 83V84H70ZM85 83V84H84ZM143 83H145V84H143ZM32 84V85H31ZM57 84V85H56ZM77 84V85H76ZM119 84H120V82H119ZM124 84L123 85H121V86H124ZM128 84V85H127ZM33 86V85H35L34 87H31V86ZM84 85H86V86H84ZM91 85V84H90ZM117 84H115L114 86H116ZM137 85V86H136ZM114 86L113 87H111L112 89L114 88ZM118 86V85H117ZM116 86V87H117ZM133 86L132 87H130V86H128V87H126V89L127 88H132L133 89ZM136 88V89H137ZM110 89V88H109ZM112 89H110V90H112ZM114 90V89H113ZM128 90V89H127ZM64 91V92H63ZM66 91V92H65ZM126 91V90H125ZM56 94H55V93ZM60 92V93H59ZM72 92V93H71ZM53 93V94H52ZM68 93H70V94H68ZM75 93V92H74ZM131 93V92H130ZM97 94H99V95H97ZM121 94V95H122ZM152 94H154V93H152ZM56 95H57V97H56ZM102 95V96H101ZM109 95V94H108ZM155 95H158L157 93L155 94ZM151 96V95H150ZM149 96V97H150ZM88 97L90 98V100L88 99ZM129 97V98H128ZM183 97V96H182ZM182 97H176V98H174V101L175 100H179V101H181L180 99L182 98ZM76 98V97H75ZM153 98V97H152ZM179 98V99H178ZM71 99H72V101H73V103L72 102H70L71 101ZM70 100V101H69ZM84 100V101H83ZM89 100V101H88ZM148 100L150 101H152L153 103H149L148 102ZM63 101V102H62ZM110 101V100H109ZM111 101H113V100H111ZM131 101V102H130ZM173 101V102H174ZM85 102V103H84ZM118 102V103H117ZM124 102V103H123ZM130 102V103H129ZM172 102V103H173ZM194 102L195 101H193V104H194ZM196 102L200 105H196ZM195 102V106L194 107H191V108H189L188 109V111H187V109H183L182 107V110H186L187 112L186 113H184V112H182V110H178L179 111V113L178 114H176V116H175V114H172L171 116H175L174 118H175V120L177 121V122H179V123H181V122H185V120H186V118H188L190 115H191V118L193 117L194 119H192L193 121H190V122H192V123H195L194 125H193V127L195 128V126H196V128L199 130V128H200V132H201V130H202V132H206V133H209L208 132V130H206V128H210L211 127V125L209 124V123H207V120L209 119V117H211L212 118V115L210 116V114L212 113L213 114V112L210 110L211 108H210V104H211V102H208V101H206V102H202V104L204 105H206L207 103H209L208 104V106H209V108L210 109H208V110H205V108H202V106H201V102H198V101H196ZM66 103H68V104H66ZM72 103V104H71ZM75 103H76V105H77V108H78V110H77V108H75L76 107V105H75ZM117 103V104H116ZM122 105H121V104ZM127 104L128 106H129V108H128V106H126L125 105V107L123 106L124 104ZM144 103V104H143ZM65 104V105H64ZM70 104V105H69ZM74 104V105H73ZM119 104H120V106H119ZM151 104V105H150ZM174 104V103H173ZM132 105V106H131ZM212 105V104H211ZM71 106V107H70ZM119 106V107H118ZM122 106H123V108H127L125 111H122ZM137 106V107H136ZM145 106H148V108H146ZM152 106V107H151ZM62 109H61V108ZM205 107H207V106H205ZM82 108V109H81ZM110 108V109H109ZM122 108V109H121ZM55 109H58L59 111H63L64 112V115H63V113H62V115H61V113L59 114L60 116L58 117L56 114V112H59V111H56L55 112ZM75 110V111H72V110ZM81 109V110H80ZM112 109V110H111ZM148 109H149V112H148ZM116 110V111H115ZM135 110V111H134ZM212 110H213V108H212ZM80 111H84V113H86V111H87V113H92L93 115H91L92 116V118L91 117H81L80 118V120L79 121H81V120H84L85 118L87 119V120H84V122L82 121V123L81 122H79L78 121V115H76L77 113H79ZM90 111V112H89ZM129 111V112H128ZM131 111V112H130ZM169 111L171 112L172 110H171V108L169 109ZM210 111H211V113H210ZM73 112L75 113V114H73ZM132 112H136V114H134V113H132ZM148 112V113H147ZM175 112V111H174ZM96 113V114H95ZM121 113V114H120ZM138 113V114H137ZM169 113V112H168ZM181 113H183V114H181ZM210 113V114H209ZM22 114H20V115H22ZM50 114V115H49ZM95 114V115H94ZM99 114V115H98ZM134 114V115H133ZM146 114V116L144 117V119L145 120H142V118H140L142 115L144 116ZM58 117V118H55L56 116ZM74 117H73V116ZM97 115V116H96ZM130 115V116H129ZM138 115H141L140 117L138 116ZM151 115V114H150ZM189 115V116H188ZM194 115V116H193ZM47 116V117H48ZM53 116H50V118L53 120ZM77 116V117H76ZM133 116V117H132ZM136 116H138V117H136ZM153 115H151L150 117H149V121H151L152 119L154 120V118H152L151 119V117H152ZM169 116H170V113H169ZM122 117V118H121ZM125 117V118H124ZM157 117H159V116H157ZM177 117V118H176ZM207 117H208V119H207ZM61 118V119H60ZM89 118H90V120H89ZM130 118V119H129ZM135 118H136V120H135ZM138 118H140L143 122H145V126L144 125H140V122H138ZM101 119H103V120H101ZM147 119H148V117H147ZM151 119V120H150ZM75 120V121H74ZM141 120H139V121H141ZM152 120V121H153ZM183 120V121H182ZM211 120V119H210ZM77 121V122H76ZM94 121V123H92ZM151 121V122H152ZM181 121V122H180ZM212 121V120H211ZM211 121H208V122H210L211 123ZM76 122V123H75ZM78 122H79V124H78ZM87 122H89V123H87ZM101 122V123H100ZM92 123V124H91ZM147 123V124H146ZM77 124V125H76ZM95 124H98V125H95ZM141 124H143V123H141ZM197 124L199 125V124H201V126L200 127H197ZM210 126H209V125ZM212 125H214V123H211ZM83 125V126H82ZM101 125V126H100ZM17 126V130H18V133H20V134H22V133H24L25 132V129H24V127L22 128V126H19V123H18V125H16ZM53 126V129H55V127ZM20 127V128H19ZM85 127V128H84ZM193 128V129H194ZM196 128H195V130H196ZM202 128V129H201ZM212 128H213V126H212ZM211 128V129H212ZM97 130H98V133H97ZM131 130V131H130ZM147 130V129H146ZM195 130H193V131H195ZM204 130V131H203ZM209 131H210V129H209ZM197 132H199V131H197ZM204 132V133H205ZM82 133V134H81ZM195 133V132H194ZM39 134V135H38ZM99 134H102V135H99ZM45 135V134H44ZM76 135H79V136H76ZM94 135V136H93ZM147 135H148V137H147ZM159 135V134H158ZM202 135H204L203 133H202ZM205 135H208V134H205ZM40 136V137H39ZM68 136H69V138H68ZM153 136V135H152ZM154 136H156V137H159V136H157L156 134H154ZM59 137L61 138V139H59ZM76 137H77V139H76ZM98 137H100V139H98ZM150 137H151V135H150ZM40 138V139H39ZM78 138H80V139H78ZM95 138V139H96ZM35 139V140H36ZM39 139V140H38ZM71 139V140H72ZM104 139V140H103ZM85 140V139H84ZM157 140V139H156ZM154 141V142H157V141ZM40 141V142H39ZM52 141L53 142H55L58 146H61L62 144L61 143H63L64 145H62L63 147H64V149H63V147H58L60 150H58V151H56L57 150V148L55 149L54 147H52L51 146V143H52ZM69 141V140H68ZM100 141H102V142H100ZM140 141H142V142H140ZM42 142V143H41ZM99 142L101 143V145H103V146H101L100 147V144H99ZM93 143V144H94ZM61 144V145H60ZM75 144V143H74ZM142 144H144V145H142ZM56 145V146H57ZM68 146V148H70V149H67V146ZM73 145V144H72ZM95 145V144H94ZM140 145V146H139ZM141 145L144 147L143 149H146V153L145 154H143V153H141V151L143 150H141ZM55 146V145H54ZM55 146V147H56ZM137 146V147H136ZM26 147H27V149H26ZM135 147V148H134ZM51 148H54L55 150V152H52L53 150L51 149ZM62 148V149H61ZM132 148V149H131ZM140 148V149H139ZM24 149H26V150H24ZM101 149V150H100ZM205 150H206V148H204ZM203 149V150H204ZM132 150V151H131ZM204 150V151H205ZM24 151H28V153L30 152L31 154H29V156H28V153L27 152H24ZM69 151V152H68ZM208 151V150H207ZM210 151V150H209ZM59 152H61V153H59ZM83 152H85V151H83ZM211 152V151H210ZM26 154V156H25V154ZM55 154H57L58 155V158H57V156L55 155ZM59 154H60V156H59ZM64 154V155H63ZM128 154V155H127ZM132 154V155H131ZM196 154H199V153H196ZM195 153H194V155H196ZM200 154H202V159H201V162H203L204 164H206V165H210L211 163L210 162H212V165H211V167H210V169L208 168V166H207V168L209 169V171H207V172H209V174H210V172L212 171V169H216L215 170V172L214 171H212V173L214 172V175H215V177L217 178V180L218 179H220V180H222V182H224V183H226L227 184V190H228V192H231L232 194H236V187H235V185L234 184H232V181L230 182V180H232V178H231V176L230 175H228V174H230L229 173V170H228V174L225 172V170L227 169H225V170H222V168H224V166H226V165H223V167L221 168V167H219V165H218V163L217 162H215V161H210L209 162V159L210 160H212L213 158H212V156H211V158L208 156V157H205L204 155H203V153L201 152ZM200 154L196 157V156H194L193 154H189L192 158L194 157V158H197L196 159V161L198 160V161H200L199 159L201 158V157H199L200 156ZM212 154V153H211ZM31 155V156H30ZM53 155V156H52ZM61 155L63 156V157H61ZM73 155H74V157H73ZM131 157H130V156ZM193 155V156H192ZM205 155H206V153H205ZM207 155H208V152H207ZM206 155V156H207ZM56 156V157H55ZM55 158V161L53 162V159ZM61 157V158H60ZM76 157H77V159H76ZM78 157L80 158V159H78ZM125 157H126V159H128V161L125 159ZM128 157V158H127ZM143 157H145L144 158V161H143ZM149 157V156H148ZM198 157H199V159H198ZM60 158V159H59ZM98 158V159H97ZM172 158V157H171ZM209 158V159H208ZM64 159H66V160H68L67 162H66V160H64ZM76 159V160H75ZM94 159V160H95ZM102 159V160H101ZM118 160L119 161V163H121L118 167H120V169H116L115 167V170H114V168H113V166L114 165H111V164H113L114 162H113V160L115 161V160ZM134 159V160H133ZM206 159V160H205ZM50 160H52V161H50ZM80 160V161H79ZM84 160V159H83ZM82 160V161H83ZM116 160V161H117ZM131 160V161H130ZM193 160V163H194V165L196 164L195 162L196 161H194V159H192ZM208 160V161H207ZM214 160V159H213ZM7 161V162H6ZM56 161H57V163H56ZM98 161V162H99ZM132 161H134L133 162V164H131V162ZM146 161V162H145ZM148 161H151V158H150V160H148ZM15 164H14V163ZM50 162H53V163H55V164H53L52 165V163H50ZM64 162V164H63V167L61 166V163H63ZM73 162H75V163H73ZM97 162V163H98ZM155 162H157V161H155ZM50 165H49V164ZM86 163V162H85ZM107 163V164H106ZM129 163L132 165V166H130L129 165ZM159 163V162H158ZM192 163V164H193ZM198 163V162H197ZM208 163V164H207ZM215 163V164H214ZM57 164H59L58 165V167H57ZM67 164H68V166H67ZM189 164H191L190 162H188V165ZM204 164H202V165H204ZM11 165V166H12ZM56 165V166H55ZM66 167H65V166ZM76 165V166H75ZM78 165H80V164H78ZM85 165H89V164H85ZM111 165V166H110ZM124 165V166H123ZM193 165V166H194ZM198 165V164H197ZM196 165V166H197ZM202 165L201 164H199V166L200 167H202ZM10 166V167H11ZM71 167L72 168V170H73V172H72V174H71V171L69 172V170L71 169V168H69L68 169V167ZM95 166V165H94ZM121 166H123V167H121ZM126 166V167H125ZM154 166V167H153ZM190 166V165H189ZM192 165H191V167H193ZM218 166V167H217ZM55 167H56V169H57V173H56V169H55ZM84 167V166H83ZM92 167V166H91ZM91 167H89L91 170H92V168ZM108 167V168H107ZM117 167V168H118ZM195 167V166H194ZM198 167V166H197ZM206 166H204V167H202L203 169L205 168ZM214 167H216V168H214ZM228 167V166H227ZM12 168V167H11ZM52 168H54L53 170L54 171H51L52 170ZM59 168V169H58ZM85 168H86V166H85ZM87 168H88V166H87ZM102 168V167H101ZM104 168H102V169H104ZM148 168V169H147ZM165 168V169H167V171H169V173L171 174L172 173V175H173V177H170L171 178V181L172 182H174V180H180V182L178 183H176V181H175V183H176V185L174 184V183H170L173 187L171 188V186H169L168 184H165V182H166V180H169L170 181V178H168L169 176H165L166 178L164 179V174H165V171L163 170V169ZM188 168H190V167H188ZM221 168V169H220ZM206 169V168H205ZM205 169H204V172H205ZM58 170H60V171H58ZM67 170L68 172H69V174H68V172H65V171ZM163 170V171H162ZM51 171V172H50ZM118 172V174H117V172ZM166 171V172H167ZM18 172H19V175L21 176V173H23V178L22 179H18V178H21V177H19V175L16 177V175L18 174ZM60 172V174H58ZM61 172H65L64 174L63 173H61ZM104 172H105V174H104ZM158 172V173H157ZM159 172H161V173H159ZM164 172V173H163ZM219 172V173H218ZM16 173V174H15ZM26 174V176L28 175L29 176V174ZM40 173V174H39ZM168 173V172H167ZM206 173V172H205ZM211 173V177H213L214 175ZM1 174V173H0ZM6 174H9L8 172L6 173ZM9 174V175H10ZM55 176H57V177H55ZM71 174V175H70ZM160 174V175H159ZM161 174H162V176H161ZM169 174V175H170ZM208 174V173H207ZM36 175V174H35ZM59 175V176H58ZM73 175V176H72ZM117 175H119V179L116 177ZM166 175H168V174H166ZM171 175V176H172ZM31 176V175H30ZM33 176V175H32ZM31 176V177H32ZM37 176V177H38ZM44 176V177H43ZM48 176V177H47ZM63 176H64V178H63ZM106 176V175H105ZM125 176H127V177H125ZM59 177V178H58ZM100 177H98L99 178V180L98 181H96V183H98L99 184V181H100V183H101V180L102 179H100ZM136 177V176H135ZM157 177V179H155ZM158 177H161V178H158ZM163 177V178H162ZM33 178H34V176H33ZM47 178V179H46ZM49 178H50V180H49ZM57 178V179H56ZM68 178V179H67ZM102 178V177H101ZM120 178H122V179H120ZM128 178H127V180H128ZM173 178H175V179H173ZM214 178V177H213ZM216 178H214V179H216ZM25 179V180H24ZM60 179V180H59ZM65 179H67V180H65ZM136 179V178H135ZM147 179V180H148ZM173 179V180H172ZM13 180H15V179H13ZM59 182H58V181ZM117 180H118V182H117ZM141 180V181H142ZM144 180V181H145ZM146 180V181H147ZM159 180V181H160ZM225 180V181H224ZM22 181V182H23ZM62 181H64V182H62ZM66 181H67V183H66ZM134 182L136 181V180H133ZM141 181H140V183H141ZM148 181H151V180H148ZM168 181V182H169ZM27 182V181H26ZM34 182H35V187H34ZM62 182V183H61ZM158 182V181H157ZM3 183H4V186L2 187V185H3ZM8 183H9V186H8ZM49 185H47V184ZM59 183V184H58ZM64 183H66V185L64 184ZM69 183V184H68ZM137 183V182H136ZM144 183V182H143ZM165 184V187H164V184ZM167 183V182H166ZM203 183V182H202ZM253 183V182H252ZM251 183V184H252ZM43 184V185H42ZM54 184V185H53ZM67 184L69 185V186H67ZM206 184H208V183H206ZM250 184V187H251V191L253 192V194H252V196L254 195V197H255V195H257L258 197H256V198H260L261 196H262V194L264 193L263 191H264V188H262V187H260V184L259 185H251ZM254 184H255V182H254ZM257 184V183H256ZM12 185V186H11ZM37 185V186H36ZM63 185H65L66 187H68V188H66L65 186H63ZM100 185V184H99ZM142 183H141V187H142ZM167 185H168V187H167ZM6 186V187H5ZM10 186H11V188H10ZM20 186V187H19ZM48 186V187H47ZM140 186V184L137 186V188ZM5 187V188H4ZM18 188L17 190H15L14 188ZM46 187V188H45ZM63 187H64V189H63ZM71 187V186H70ZM140 187V188H141ZM144 187V190H145V186H143ZM182 187V188H181ZM234 187V188H233ZM19 188H20V190H21V188H22V190L21 191H23L22 193H21V191H19ZM23 188H27V190H25V189H23ZM66 188V189H65ZM139 188V189H140ZM150 188V187H149ZM149 188H148V190H149ZM262 188V189H261ZM7 189H9V191H10V193H16V191H17V195H15V197H18L19 196V198H17V199H21V200H23L22 201V203H24L27 207H28V209H29V211H28V213H31L32 215V218H31V216H28V217H30V219L28 218L27 220H26V222L25 221H23V218H19V217H17L16 216V218H14V216H11L10 218H6V217H9L10 216V214H8L7 212H5V210H6V208H5V206H4V203H3V201H4V194H7L8 193V190ZM28 189H30V191H28ZM36 189H37V191H36ZM45 189V190H44ZM47 189V190H46ZM147 189V188H146ZM174 189H176L177 190V188L175 187ZM173 189V190H174ZM186 189H187V186H186ZM12 190H13V192H12ZM15 190V191H14ZM43 190V191H42ZM73 190V191H72ZM143 190V189H142ZM172 190V191H173ZM176 190H174L175 192H176ZM188 190V189H187ZM186 190V191H187ZM5 191V192H4ZM147 190H145V191H141V193L142 192H146ZM167 191V192H166ZM183 191H185V190H182V191H180V192H178L179 194V198H181V200H182V195L185 193V192H183ZM138 192L140 193V191L138 190ZM181 192H183L182 193V195H181ZM14 193V194H15ZM21 193V194H20ZM140 193V195H142ZM148 191H147V193H144L143 195H144V197L147 199V196H148V198H150V196L152 195V197H151V199H153V201L155 202V200H154V198H153V195L155 194H153V193H151V195L149 194L148 195ZM168 193V194H169ZM188 193L189 192H186L185 194H184V199L186 198V199H188L186 196H188L189 197V195H188ZM260 193H261V195H260ZM73 194H75V193H73ZM164 194V195H165ZM174 194H176V193H174ZM190 194V193H189ZM192 194V193H191ZM190 194V195H191ZM69 196V197H68ZM71 196V197H70ZM155 196V195H154ZM177 196V195H176ZM197 196V195H196ZM14 197V198H15ZM72 197L74 198V201L72 200ZM137 197H138V200H140V201H142V203L144 202L145 203V201L146 200H142V199H140L139 197L140 196H138V194H137ZM142 198H143V196H141ZM156 198L155 199H159V201H157V205L160 203L161 204V200L162 199H164V198H159L158 197V195H156L155 196ZM158 197V198H157ZM223 197H226L225 195H223ZM70 198H71V200H70ZM78 198V197H77ZM80 198V197H79ZM144 198V199H145ZM179 198H177L178 200H179ZM189 198H192L193 200H194V198H196L195 197V193H194V196L193 195H191V197H189ZM253 198V197H252ZM255 198V199H256ZM81 199V198H80ZM182 200L183 202H185V203H183V202H181L180 200H179V202H178V204H177V201H173V203L175 204H177V209H181V207L179 206L178 207V205H182L181 203H183V210H184V208H185V210H189V203L188 202H192L191 201V199L190 200ZM79 200V199H78ZM149 200V199H148ZM176 200V199H175ZM151 203V205H153V201L152 200H149ZM148 201V202H149ZM186 201H187V203H186ZM197 202V199L196 200H194L193 202ZM75 202V203H74ZM159 202V203H158ZM181 202V203H180ZM192 202V203H193ZM81 203H83V202H81ZM139 203H141V202H139ZM173 203L172 204H170V205H172V206H174L173 205ZM198 203V202H197ZM73 204V205H72ZM149 204V205H150ZM155 204H156V202H155ZM155 204H154V206L153 207H155ZM159 204V205H160ZM184 204H188V206L187 205H184ZM199 204V203H198ZM204 204V205H203ZM203 204H199V208H200V206H202L203 205V208H207L208 209V204L209 203H206L207 205V207H205V203H203ZM72 205V206H71ZM77 207V208H75V206ZM157 205H156V208H157ZM209 205H211V204H209ZM69 206L70 207H72V208H69ZM73 206H74V208H73ZM176 206V205H175ZM175 206H174V208H173V210H174V213L176 212L175 211ZM242 206H244V205H242ZM169 207H171V206H169ZM3 208L5 209V210H3ZM68 208L69 209H72V210H74L73 212H75V213H73L72 211H71V213L72 214H70L69 216L72 218L71 220H72V222H65V224L67 225V226H69L68 227V229L66 230V232H62V231H60L59 229H58V227H57V225L55 224V220H54V218L57 220V218L56 217H61L62 216V214H63V216H64V214L66 213V210L68 211ZM209 208H212V207H210L209 206ZM244 208V207H243ZM251 208H253V206H251ZM170 209H172V207L171 208H169V210ZM201 209H202V207H201ZM32 210V211H31ZM84 210V211H83ZM173 210H172V212H173ZM182 210V209H181ZM81 211V212H80ZM209 212H211L210 210H209ZM84 213V214H83ZM178 213V212H177ZM176 213V214H177ZM57 214H58V216H57ZM5 215H7V216H5ZM174 215V214H173ZM56 216V217H55ZM73 216V217H72ZM78 216V217H77ZM13 217V218H12ZM69 217V218H70ZM13 219V221H12V219ZM63 218V217H62ZM82 218H83V220H82ZM59 219V218H58ZM20 220V221H19ZM60 220H61V218H60ZM252 220V222H254L253 221V219H251ZM17 221H19V222H21V223H19V222H17ZM73 221H74V224H73ZM23 222H25V224L23 223ZM27 222H29V223H27ZM77 222H78V225H77ZM251 222V223H252ZM19 223V224H18ZM201 227H202V225L204 224V226L202 227L203 228V230H205L206 232H207V234H209L208 233V230L207 229H209L210 231L209 232H211V229H210V224L212 225L213 223H211V220L210 219H202L201 220ZM249 223V222H248ZM251 223H249L250 225H248L249 227H251L252 225H251ZM24 224V227L22 226ZM27 224V225H26ZM70 224H73V225H70ZM20 225H21V227H20ZM75 225V226H74ZM77 225V226H76ZM214 225V224H213ZM247 225V224H246ZM13 226V227H12ZM17 226V227H16ZM27 226V227H26ZM196 226V225H195ZM194 226V227H195ZM236 226V225H235ZM234 226V227H235ZM20 227V228H19ZM73 227V228H72ZM75 227H77L78 228V231H77V229H75ZM198 227H200V224H198V226H197V228ZM212 227V226H211ZM237 227V226H236ZM235 227V228H236ZM249 227H245V230H248V229H250ZM11 228V229H10ZM196 228V227H195ZM196 228V229H197ZM207 228V229H206ZM244 225L241 223L240 224V227L237 229L236 228V231L235 232H237V231H239L240 229H242L241 231H239V232H241V234H242V232H244ZM72 229V230H71ZM216 229V227L214 228V230ZM213 230V231H214ZM60 231V232H59ZM68 231V232H69ZM83 231V234H81V232ZM215 231H217V230H215ZM63 233V235H61L62 233ZM218 232V231H217ZM216 232V233H217ZM248 232H251V231H249L248 230ZM256 232V235H254V233ZM255 232L254 231H252V233H250V235L252 234V239L250 240L249 238L247 239V237H250L249 236V233L247 234V231L243 234L244 235V237L242 236V235H240L239 233H235V235H237L238 234V237L239 236H241V237H234L235 239L236 238H238V239H244V242L245 241H247V240H249V241H247L246 243H248L249 245L247 246V244L245 243V245H246V248H250V247H255V246H259V248L260 249H262V251H263V253H264V239H262V238H264V234H262V233H260V235H258L257 234V232H259V231H257V230H255ZM80 233V234H79ZM212 233V232H211ZM214 233V232H213ZM221 234V233H220ZM234 234V233H233ZM213 235V234H212ZM215 235V234H214ZM217 235V234H216ZM226 237V235L225 234H222V236L220 237V236H215L216 238L217 237H219V238H224V236ZM258 235V236H257ZM261 235H262V237H261ZM45 237V238H44ZM62 237V238H61ZM64 237V238H63ZM157 237L158 236H156L155 238H156V240L157 241H159L158 239H157ZM82 238H80V240L82 241ZM219 238H217V239H219ZM233 238V249H234V246H235V248L236 249H238V245L236 244V242H239L240 243V241H236L235 239ZM45 239H46V241H45ZM78 239H79V237H78ZM170 239L171 238H168V246H169V242H170ZM243 239L241 240V241H243ZM246 239V240H245ZM262 240V242L261 241H259V240ZM220 240V239H219ZM11 241V240H10ZM38 241V242H37ZM42 241V242H41ZM46 243H45V242ZM57 241H59V242H57ZM85 241V240H84ZM162 240H160L158 243H156V244H158L159 245V247H160V242H161ZM167 241V240H166ZM171 241H173V240H171ZM236 241V242H235ZM154 242H156V241H154ZM220 241H217L216 243H218V244H222V241H221V243H219ZM229 242H231L232 243V241H230V240H226L225 241V243H224V241H223V243L224 244H222L221 246L220 245H218L219 246V248L220 249H223V248H221L222 246H225L226 247V245L225 244H228ZM244 242H241V243H243L244 244ZM261 242V243H260ZM43 243V244H42ZM230 243V244H231ZM252 243V244H251ZM47 244V245H46ZM51 244V245H50ZM236 244V245H235ZM243 244H242V247H243ZM254 244V245H253ZM261 244H263V245H261ZM44 245V246H43ZM157 245V246H158ZM162 245V244H161ZM163 245H165V242L163 241ZM162 245V246H163ZM171 245V244H170ZM174 245V244H173ZM245 245H244V248L242 249V247H241V245H240V248L238 249V250H242V252H243V250H246V248H245ZM252 245V246H251ZM144 247H145V245H143ZM143 246H142V250H143V256H144V253H146V255L145 256H147L146 258H148V256H149V258H150V255H147V254H149L148 253V250L149 249H151L152 247H154L155 248V246H152L151 248H149V249H147L148 248V245H146V247L147 248H143ZM156 246V247H157ZM161 246V249H158V251H156V253L157 252H159V254L158 255H156V257H158L159 255H160V251H163V249H164V247H162ZM230 247H231V245H230ZM169 249V247H166V249ZM171 248H172V245H171V247H170V249L168 250V252L171 250ZM175 248V247H174ZM157 249V248H156ZM173 249V248H172ZM219 249V250H220ZM225 249V248H224ZM227 249H229V248H227ZM152 250H153V248H152ZM152 250H150V252L152 251ZM160 250V251H159ZM165 250V249H164ZM155 251H154V253L153 254H156L155 253ZM167 251V250H166ZM153 252V251H152ZM151 252V253H152ZM165 251H163V254H162V252H161V255L160 256H164V259L162 258V257H160L161 258V260H164V261H168V262H170V259L172 260V258L171 257H173V256H176L175 254L173 255V253H172V251L171 252H169L168 254L166 253H164ZM221 252V251H220ZM12 253H14V254H12ZM170 253H172V255L170 254ZM4 254H5V256H4ZM65 255V256H64ZM167 255H169L168 257H167ZM171 255V256H170ZM179 255V254H178ZM176 256V258H180V256ZM197 255H200L199 254V252L197 253ZM244 255V254H243ZM152 256V255H151ZM60 257H61V261H60V263L61 264H78L76 261H74V259H73V257L71 258V257H69V255H66V254H62V255H60ZM154 257H155V255H154ZM156 257L154 258V260L156 259ZM166 257V258H165ZM182 257V256H181ZM197 257V256H196ZM68 258V259H67ZM143 258H145V257H143ZM2 259H4V260H2ZM153 258L151 257L150 259H147V262H150V261H148V260H152ZM159 259V258H158ZM165 259H168V260H165ZM157 260V259H156ZM177 260H182L181 258L180 259H176V260H173L174 261V264H177ZM4 262V263H3ZM160 263H162L161 261H159ZM180 262V261H179ZM182 262V261H181ZM180 262V263H181ZM154 263H155V261H154ZM158 263V262H157ZM165 263V262H164ZM171 263H173L172 261H171ZM180 263H178V264H180ZM159 264V263H158ZM163 264V263H162ZM166 264H167V262H166ZM169 264V263H168ZM182 264V263H181ZM184 264H186V261L184 262Z\"/></svg>",
  "mask_w": 264,
  "mask_h": 264
}]
</instances>
